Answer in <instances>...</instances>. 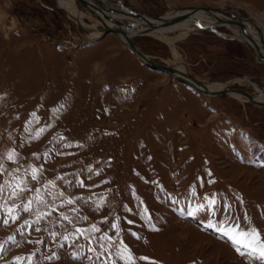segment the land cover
Instances as JSON below:
<instances>
[{"label": "rangeland", "instance_id": "rangeland-1", "mask_svg": "<svg viewBox=\"0 0 264 264\" xmlns=\"http://www.w3.org/2000/svg\"><path fill=\"white\" fill-rule=\"evenodd\" d=\"M121 3L152 18L209 6L264 27V0ZM129 37L204 84L264 87V64L226 26ZM218 224L264 239V105L200 93L112 32L88 38L57 0H0V264H123L122 245L155 264H261Z\"/></svg>", "mask_w": 264, "mask_h": 264}, {"label": "bare ground", "instance_id": "bare-ground-1", "mask_svg": "<svg viewBox=\"0 0 264 264\" xmlns=\"http://www.w3.org/2000/svg\"><path fill=\"white\" fill-rule=\"evenodd\" d=\"M80 1H82V3H84L85 6H87L88 8L91 9V7L88 6V3L90 4L91 2H89L88 0H80ZM101 1H103V2H105L107 4H109V5H112L114 7H122V8H125V10L130 9V10L136 11L135 9H133L130 6L122 5L121 0H119L120 3H116V5H115L114 2H111V0H101ZM57 2H58V5L60 6V8L65 10L67 15L72 19V21H74V24L76 26H78L80 29H82L87 34L88 38H91V39L92 38H96V37H99V36L105 34L106 32L114 33L113 29H115V27H117V25L115 23H113L110 19H108V18H106V17H104V16H102V15L96 13V12L95 13L98 14V16L101 17L102 27L98 28V27L86 24L83 21V18L86 15H85V13L80 11L76 0H57ZM188 10H189V8H187V9L186 8H174V9H171V10L167 11L164 15L159 16V17H154V18H152L151 16L147 15L144 12L143 13L145 15H147L150 19H156V18H160L161 19V18H166V17H169V16H173V15H176V14L185 13ZM221 11L222 10L217 11V12H212V14L209 15L205 11L197 10L196 12H194L191 15L190 19L178 21V22H175V23H172V24H169V25H166V26L157 27V28H154V29H150L149 27H146L144 25L145 21L140 20V19H135L134 17H132L130 15V13H127V11H121V12H119V11L117 12L116 11V12H113V13L104 12V13L106 15H109L110 17H114V18H116L118 20V23H119L118 27L120 29V35L122 37L130 40V41H132V39L129 36H132V35H134L136 33L145 32V33H148V34H153V35H155V36H157L159 38H162V39L172 43L175 39L184 37L185 35H187L191 31H194L196 28L197 29L198 28L199 29L206 28V29L213 30L214 26L222 25V26H226V27L229 28V30L231 31V37L237 38L240 41H242L243 43H245L246 46L251 51H253L255 55L257 54L256 50H255V46L259 47V50L262 53H264V49H263L264 46L261 45V42H260L261 39L264 41V27L263 26H261L259 24L260 25V27H259L257 25V23H255L254 20L250 19L251 17H248L247 19H244L242 17L236 16V15L233 14L234 18H231V17H227L226 15L221 13ZM136 12H138V11H136ZM214 16L220 17L222 19V21L218 22L215 19ZM227 19H230V20L238 19V20H240L243 23V25L245 26V28L247 29L248 34H249L250 37L244 36L236 27H234L231 23L227 22L226 21ZM126 21H127V23H125ZM154 22L158 23L157 21H154ZM137 23H143V24H141L139 26V25H136ZM98 24H100V23H98ZM168 31H172L173 32L172 35H168L167 34ZM115 35L118 38H120L121 41L123 42L122 37L118 36L117 34H115ZM143 53L149 59H151V57L148 54H146L145 52H143ZM256 58L260 62H262L264 64V62L262 60H260L257 57V55H256ZM151 60H153V59H151ZM160 64H162V63H160ZM169 65H173L175 67V69H178L180 71L188 72L187 69L185 68L184 64L182 62H180V61L179 62H175L173 64H169ZM169 73H171V72H169ZM173 75H175V74H173ZM233 79H235V78H233ZM232 80H230V82H228V81L227 82L230 84L231 82H233ZM236 81L240 82V83L243 81L244 83H247L248 85L253 87L258 92V94L255 95V96L251 95V97H253L254 99H256V100H263L264 99V87L260 89L261 91H258V86H256L255 83L250 82L246 78H239V79H236ZM202 85L205 86L209 90L228 88V87H226L225 83H211V84L202 83ZM235 89H237V88H235ZM238 90H240V89H238ZM203 94H205V93H203ZM226 94H230V95H232V96L236 97L237 99H239L241 101H244V102H251V101H248L247 99H245L243 96H241L239 94H236V93H226ZM207 95H214V94H207ZM256 104H258V103H256Z\"/></svg>", "mask_w": 264, "mask_h": 264}, {"label": "water", "instance_id": "water-1", "mask_svg": "<svg viewBox=\"0 0 264 264\" xmlns=\"http://www.w3.org/2000/svg\"><path fill=\"white\" fill-rule=\"evenodd\" d=\"M89 2H91L90 4L88 3V6L91 7V9L110 19L113 23H115L117 25V27H115V29H113L114 33L117 34L118 36L122 37L120 35V29L118 27L119 23L118 20L114 17H110L109 15H106L104 12L107 13H113V12H121V11H127V13H130V15L132 17H134L135 19H140L145 21V26L149 27L150 29H154L157 27H161V26H166L178 21H182V20H186V19H190L191 15L196 12L197 10H202L207 12L209 15L212 14V12H217L220 10H217L215 8L209 7V6H190L189 10L185 13H181V14H176L173 16H169L166 18H156V19H150L147 15H145L142 11L136 12L133 10H125V8L122 7H114L112 5H109L101 0H88ZM111 2L114 3H120L119 0H111ZM94 3V4H93ZM221 13H223L224 15H226L227 17H231L234 18V15L227 12V11H221ZM213 16V15H212ZM153 17V16H152ZM158 17V16H157ZM215 19L219 22L222 21V19L220 17H216L214 16ZM157 21L158 23H155L154 21ZM227 22L231 23L234 27H236L244 36L246 37H250L248 34L247 29L245 28V26L243 25V23L238 20V19H227ZM143 23H137L136 25H141ZM143 26V25H142ZM123 42L127 45V47L129 49H131L133 52H135L145 63H147L150 67L154 68V69H159L162 71H166V72H171L173 74H175L177 77H179L180 80L184 81L185 83L189 84L190 86H192L195 90L201 92V93H205V94H226V93H236L239 94L241 96H243L245 99H247L248 101L254 102V103H258L261 105H264V99L263 100H256L253 97H251V95L247 94L244 91L235 89V88H222V89H215V90H209L207 89L205 86L202 85V83L196 79L194 76H192L190 73L188 72H184V71H180L178 69H175V67L173 65H169V64H160L157 63L151 59H149L132 41L122 37ZM261 45L264 46V41L261 39L260 40ZM264 49V47H263ZM255 50H256V55L257 57L262 60L264 62V53H262L259 50V47L255 46Z\"/></svg>", "mask_w": 264, "mask_h": 264}, {"label": "snow or ice", "instance_id": "snow-or-ice-1", "mask_svg": "<svg viewBox=\"0 0 264 264\" xmlns=\"http://www.w3.org/2000/svg\"><path fill=\"white\" fill-rule=\"evenodd\" d=\"M41 131H43L41 129ZM14 153L8 154V159L12 160L14 157ZM32 178L36 179V170H33ZM17 189L19 191H23V188H20L17 186ZM17 189L13 190L12 195H17ZM31 202H29L30 204ZM68 203H71V201H68ZM215 206V199L210 198L207 199V207L214 210ZM206 205H200L199 209H204ZM25 210H28V206H25ZM9 215L11 216L13 209L9 208L7 209ZM188 215H193V212H189ZM11 218L15 219L14 216ZM115 227V226H114ZM208 227H213L211 222L208 224ZM94 231H99L98 229H93ZM155 230V229H154ZM214 230L221 232L224 236H227V238L230 240V242L236 246L237 252H240L241 254H244L245 252L252 256L255 259H258L261 261V264H264V239H261L260 233L254 229H241L238 225L232 224L227 227H221L219 224L214 228ZM103 239V237H102ZM110 239V238H108ZM241 249L244 250V252H241ZM116 258L120 261H123V264H135V261L137 259L150 261V258L148 257H135L130 250L127 248L126 245H122L120 249L116 253ZM111 260V257L108 258ZM150 264H155V262L150 261Z\"/></svg>", "mask_w": 264, "mask_h": 264}]
</instances>
